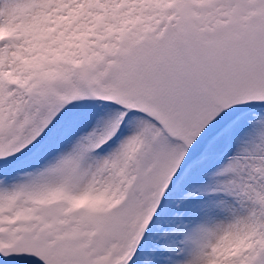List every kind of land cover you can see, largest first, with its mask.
<instances>
[{"label":"snow or ice","instance_id":"6c2138e0","mask_svg":"<svg viewBox=\"0 0 264 264\" xmlns=\"http://www.w3.org/2000/svg\"><path fill=\"white\" fill-rule=\"evenodd\" d=\"M0 264H264V0H0Z\"/></svg>","mask_w":264,"mask_h":264}]
</instances>
